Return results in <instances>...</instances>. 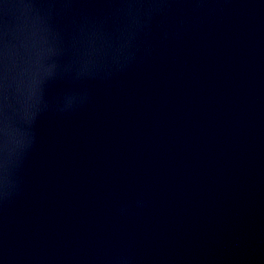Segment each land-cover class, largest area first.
Masks as SVG:
<instances>
[{
    "label": "water",
    "instance_id": "obj_1",
    "mask_svg": "<svg viewBox=\"0 0 264 264\" xmlns=\"http://www.w3.org/2000/svg\"><path fill=\"white\" fill-rule=\"evenodd\" d=\"M0 264H264V0H0Z\"/></svg>",
    "mask_w": 264,
    "mask_h": 264
}]
</instances>
